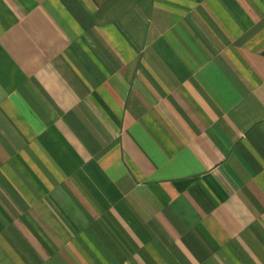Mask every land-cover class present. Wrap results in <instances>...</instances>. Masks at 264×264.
<instances>
[{"label": "crops", "instance_id": "0c3cea01", "mask_svg": "<svg viewBox=\"0 0 264 264\" xmlns=\"http://www.w3.org/2000/svg\"><path fill=\"white\" fill-rule=\"evenodd\" d=\"M0 264H264V0H0Z\"/></svg>", "mask_w": 264, "mask_h": 264}]
</instances>
